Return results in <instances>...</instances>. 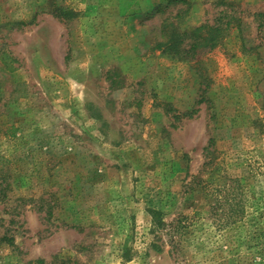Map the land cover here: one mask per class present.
<instances>
[{"label": "rangeland", "instance_id": "374dc122", "mask_svg": "<svg viewBox=\"0 0 264 264\" xmlns=\"http://www.w3.org/2000/svg\"><path fill=\"white\" fill-rule=\"evenodd\" d=\"M0 264H264V0H0Z\"/></svg>", "mask_w": 264, "mask_h": 264}, {"label": "trees", "instance_id": "16d2710c", "mask_svg": "<svg viewBox=\"0 0 264 264\" xmlns=\"http://www.w3.org/2000/svg\"><path fill=\"white\" fill-rule=\"evenodd\" d=\"M197 45L198 44L193 45L191 48H195ZM2 60L5 62L6 70L13 72L17 69V67L14 65L15 59H13L8 54H4ZM22 86V83L17 84L15 99L27 95L26 90H23L24 88ZM239 183L240 179L236 177L230 178V182L224 186H212V195L214 194L215 196V204L211 206V212L214 213L215 218L222 226L238 222L247 215L248 211L238 190ZM182 227L181 221L179 220L175 226L173 225L175 232H179ZM1 239L6 238L2 237ZM9 240L12 241L11 238Z\"/></svg>", "mask_w": 264, "mask_h": 264}]
</instances>
